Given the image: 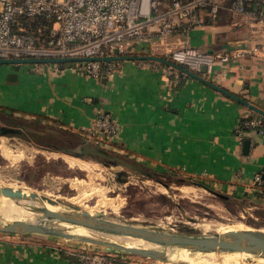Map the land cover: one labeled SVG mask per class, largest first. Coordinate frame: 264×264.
Wrapping results in <instances>:
<instances>
[{
  "label": "crops",
  "instance_id": "obj_1",
  "mask_svg": "<svg viewBox=\"0 0 264 264\" xmlns=\"http://www.w3.org/2000/svg\"><path fill=\"white\" fill-rule=\"evenodd\" d=\"M223 8L217 20L206 18L204 26L191 31L190 45L243 54L199 74L264 110V23ZM150 45L134 41L125 55H149ZM115 65L113 75L101 78L70 64L21 65L18 72H3L0 114L47 119L55 133L85 141L82 133L92 126L100 105L121 125L119 136L101 150L122 159L128 169L201 178L225 200L264 201V189L254 182L256 173H264V135L248 129L243 141L238 136L242 119L263 121L264 116L191 77L175 81L158 62L120 60ZM14 72L17 77L9 80ZM26 236L0 232V264H75L67 258L71 251Z\"/></svg>",
  "mask_w": 264,
  "mask_h": 264
},
{
  "label": "rangeland",
  "instance_id": "obj_2",
  "mask_svg": "<svg viewBox=\"0 0 264 264\" xmlns=\"http://www.w3.org/2000/svg\"><path fill=\"white\" fill-rule=\"evenodd\" d=\"M223 7L229 10L227 3L221 9ZM68 64L83 66V62ZM2 69L0 74L3 75V72L13 71L15 66L0 64V70ZM40 119L43 120L24 113L0 114V127L20 131L19 134L0 135V187L22 189L26 194L36 192L40 196L62 199L74 205L93 207L105 212L107 219L168 232L212 235L220 233V229L225 227L264 231V201L253 204L235 199L225 200L206 189L203 185L207 183L201 178L147 172L138 166L130 170L121 163L122 159H116L101 148L80 141L74 135L55 133L47 119L44 120L45 123ZM144 181L150 184H142ZM183 187H195L197 190L196 193L186 194L181 190ZM0 204L56 207L42 199L19 201L3 195H0ZM41 217L37 215L35 221ZM194 218L201 219L204 223L193 225ZM47 224L76 235L141 247V243L137 241H119L97 232L87 234L78 229L59 226L57 221L50 220ZM25 235L36 237V240L44 239V242L49 241L56 247L71 251L70 255L78 260L79 254H102L122 264H166L162 260L95 243L37 233ZM182 258L192 264H263L234 254L207 255L191 252L182 254Z\"/></svg>",
  "mask_w": 264,
  "mask_h": 264
},
{
  "label": "built area",
  "instance_id": "obj_3",
  "mask_svg": "<svg viewBox=\"0 0 264 264\" xmlns=\"http://www.w3.org/2000/svg\"><path fill=\"white\" fill-rule=\"evenodd\" d=\"M224 3L233 13L264 23V0H0V59H102L127 54L134 41H151V55H162L201 73L203 66L210 70L215 63L243 54L204 51L190 45L191 31L204 26L206 18L217 20ZM18 17L41 21L46 27L37 31L17 27ZM172 37L178 40L171 41ZM82 67L94 78L113 75L117 69L115 61L104 60L85 61ZM167 69L177 82L188 77L173 67ZM243 124L264 135V121L250 119ZM120 130L118 120L96 105L93 124L82 135L91 145L108 149ZM238 136L243 141L241 124ZM254 182L264 189V173H256ZM78 256L81 264H117L108 255Z\"/></svg>",
  "mask_w": 264,
  "mask_h": 264
},
{
  "label": "water",
  "instance_id": "obj_4",
  "mask_svg": "<svg viewBox=\"0 0 264 264\" xmlns=\"http://www.w3.org/2000/svg\"><path fill=\"white\" fill-rule=\"evenodd\" d=\"M116 53H119L117 50ZM91 60H104V61H120V60H147L162 63L164 65L173 67L178 71L184 73L188 77L196 79L213 89L227 95L228 97L238 101L239 103L247 106L264 116V110L260 107L242 99L241 97L227 91L226 89L214 84L213 82L204 78L201 74L195 73L182 65L175 63L166 58L155 55H116L105 57L102 59L92 58H26V59H0V64H11L15 66L16 72L20 70L23 64H60L65 68L68 62H85ZM207 71V67H202V73ZM9 73L8 78H16L17 74ZM250 141L244 142L245 151H248ZM221 198H228L226 195L221 194L215 190L206 188ZM0 195L11 197L15 200H37L42 199L53 205H66L64 211H54L47 207H33L28 206V209L41 215V219L34 222L19 220L16 223L8 224L0 220V232L11 234H43L48 236L63 237L82 242L95 243L106 247L125 251L144 257H149L156 260L167 261L170 256V250L174 247L184 248L191 252L209 253V252H248L251 254H261L264 256V231L254 229H228L222 233H214L212 235H191L183 233L168 232L164 230L147 228L135 224L124 222L112 221L106 218V213L103 211L96 212L92 215L88 210L71 204L62 199L50 198L46 195H39L36 192L29 194L24 193L22 189H14L12 187H0ZM67 222L75 225L84 226L97 233H102L110 236H131L134 238L144 239L150 243L161 246L163 249H142L138 247H128L124 244L96 239L93 237L81 236L66 231L59 230L51 225L48 221Z\"/></svg>",
  "mask_w": 264,
  "mask_h": 264
},
{
  "label": "bare ground",
  "instance_id": "obj_5",
  "mask_svg": "<svg viewBox=\"0 0 264 264\" xmlns=\"http://www.w3.org/2000/svg\"><path fill=\"white\" fill-rule=\"evenodd\" d=\"M142 184H150V182L144 181ZM181 190L185 191V193L188 192L190 194V193H196L197 189L195 187H183ZM201 194H202V192H201ZM182 197H183V195H182ZM191 200H192V198H191ZM28 201H30V200H28ZM54 206H56V207H47V208L51 209V210H54V211H64L65 208L67 207L66 205H62V204L54 205ZM77 206L81 207L82 209L88 210L92 215H95L96 212L99 211V210H96V208H93V207H88V206H83V205H77ZM37 215H38L37 213L29 210L28 206H15V205H1L0 204V220H2L3 222H6L8 224L16 223L19 220L28 221V222H34ZM194 219H195V221L193 222ZM194 219L192 220V222H193L192 224L193 225H198V224L203 222V221H201V219H197V218H194ZM112 221L119 222L118 220H115V219H112ZM58 225L59 226L60 225L61 226H65V227H68V228L71 227L73 229H78V230L83 231V232H85L87 234L94 233L93 230H90V229H88V228H86L84 226L75 225V224H71V223H67V222H58ZM204 225H206V224H204ZM225 228H221L220 229V233L228 230V229H225ZM112 237H113V239L119 240V241H130V242L131 241H137V242H140L141 243V245H140L141 247L140 248H142V249H157V250L163 249L159 245L150 243V242H148V241H146L144 239H140V238H134V237H131V236H112ZM128 247H130V246H128ZM184 253L190 254L191 251H189L187 249H184V248H177V247L172 248L170 250L169 259L167 261H165L166 264H192L188 260H184L182 258V254H184ZM232 254L243 256V257L250 258V259H254L255 261L257 260L258 262L264 264V256H255V255H253L251 253H248V252H221V253L220 252H209V253H207V255H232ZM254 260H251V261L254 262ZM162 262H163V260H162Z\"/></svg>",
  "mask_w": 264,
  "mask_h": 264
},
{
  "label": "trees",
  "instance_id": "obj_6",
  "mask_svg": "<svg viewBox=\"0 0 264 264\" xmlns=\"http://www.w3.org/2000/svg\"><path fill=\"white\" fill-rule=\"evenodd\" d=\"M17 21H18V23H19V25H17V27H21V26H23V27H25V28H27L28 30H30V31H37L38 30V28L39 27H43V28H45L46 27V24H44L43 22L41 23V21H37V22H31V21H29L27 18H25V17H18L17 18ZM208 22V21H207ZM181 75H183V73L181 72ZM188 78V77H187ZM184 79V78H183ZM183 79H181L180 81H179V83H181L182 81H183ZM251 118L249 117V118H244V119H242L241 120V125H242V129L243 130H248V129H250V128H248V127H246L243 123L245 122V121H249ZM263 119V121H264V118H262ZM8 133H12V131H11V128H6V127H0V135H7ZM14 134H16V132L14 133ZM203 186H205L206 188H209V189H212V187H210L209 185H203ZM213 190V189H212ZM69 256V255H68ZM67 257V256H66ZM67 258H69L70 259V261L71 262H73V263H75V264H81V263H79L80 261L76 258V257H73V256H69V257H67ZM117 264H122V263H117Z\"/></svg>",
  "mask_w": 264,
  "mask_h": 264
}]
</instances>
